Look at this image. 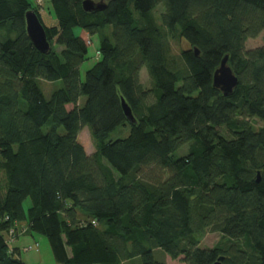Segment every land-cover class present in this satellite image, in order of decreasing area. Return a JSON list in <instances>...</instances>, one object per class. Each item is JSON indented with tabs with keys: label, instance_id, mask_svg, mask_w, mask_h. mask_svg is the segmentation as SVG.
I'll use <instances>...</instances> for the list:
<instances>
[{
	"label": "trees",
	"instance_id": "trees-1",
	"mask_svg": "<svg viewBox=\"0 0 264 264\" xmlns=\"http://www.w3.org/2000/svg\"><path fill=\"white\" fill-rule=\"evenodd\" d=\"M84 1L0 0V264H24L6 244L21 224L48 239L57 264H164L156 252L264 264V46L246 49L264 33V0H115L94 13ZM31 10L48 54L26 32ZM75 28L102 33L84 79L92 42ZM176 36L190 48L169 68L164 38ZM226 56L239 79L229 97L213 87ZM41 80L62 88L47 98ZM120 126L129 136L107 142ZM85 127L92 156L79 141ZM207 231L224 243L202 248Z\"/></svg>",
	"mask_w": 264,
	"mask_h": 264
},
{
	"label": "rangeland",
	"instance_id": "rangeland-1",
	"mask_svg": "<svg viewBox=\"0 0 264 264\" xmlns=\"http://www.w3.org/2000/svg\"><path fill=\"white\" fill-rule=\"evenodd\" d=\"M98 1V0H97ZM30 2L33 5H42L46 8L51 7V0H30ZM40 7V6H39ZM165 8L163 5L159 6L156 10L153 11V17L155 21L157 22V25L160 26L161 24V14L164 12ZM75 34L79 37H82V39L87 43V46L89 45V41L91 40L92 45L88 46V53L85 62L81 66V75L82 78H85V73L94 67V65L98 62L99 57L97 56V51L100 48L101 39H102V33H98L96 35H89L85 31H83L81 28H75L74 30ZM112 32V28L109 27L107 30H105V33L110 34ZM4 38V34L0 33V39ZM165 43V52H166V61L169 68H173L175 66H178L177 60L179 59V56L181 55L182 50H187L190 48L189 43L186 40H180L178 36L174 38H164ZM264 46V33H262L258 38L256 39H250L246 43V49L252 50L256 49L258 47ZM58 51L61 50V48H57ZM140 78L143 83V85L147 88H151L152 84L149 78V74L146 68H144L140 73ZM180 85V83L178 84ZM40 87L42 88L43 92L45 93L47 98H50L51 94L59 89L62 88V82H47V81H40ZM85 98L82 99V102L84 103ZM72 106H69V109ZM253 124L256 129H259L262 127V122L255 119L253 121ZM49 130L48 126H45L43 128L44 132H47ZM59 134L63 135L65 134V130L63 128L59 129ZM130 134V127L129 126H120L117 129H115L112 133H110L107 137V142L109 141H115L118 139H125ZM79 141L84 146L86 152L88 155H93L95 152V143L94 139L91 135V131L89 127H85L82 132L79 135ZM187 152V146L183 147L179 151L175 153L176 157H180ZM25 208L28 209V207L31 205V201L27 200L25 202ZM25 227V228H24ZM28 227L24 226L23 224L19 225V228L17 229V239L12 244L13 249H18L19 254L17 255V258H19L24 264H57L55 261V258L53 256V252L50 246V243L48 239L45 236L41 235H32L28 232ZM28 232L27 234H24ZM23 234V235H22ZM224 243V240L222 239V236L219 233H214L207 231L205 235L201 238V247L202 248H214L217 245H220ZM245 244V242H242ZM38 244V250H32L25 252V247H35V245ZM10 250V248H9ZM156 258L164 264H184L182 262V258H179L178 260H172L169 256H166L164 253L156 252Z\"/></svg>",
	"mask_w": 264,
	"mask_h": 264
},
{
	"label": "water",
	"instance_id": "water-1",
	"mask_svg": "<svg viewBox=\"0 0 264 264\" xmlns=\"http://www.w3.org/2000/svg\"><path fill=\"white\" fill-rule=\"evenodd\" d=\"M111 1L115 0H85L82 3V8L87 13L101 12L106 9L107 3ZM26 32L39 52L42 54H48L50 52L51 45L48 41L46 31L38 16L32 10L26 13ZM195 53L196 55H199V51L197 49H195ZM228 60L229 57L226 56L213 75V87L218 89L225 97L231 96L239 84L238 76L228 65ZM121 103L126 118L131 123H136L137 120L133 111L124 98H122ZM222 260L223 258H220L214 264H222Z\"/></svg>",
	"mask_w": 264,
	"mask_h": 264
},
{
	"label": "built area",
	"instance_id": "built-area-1",
	"mask_svg": "<svg viewBox=\"0 0 264 264\" xmlns=\"http://www.w3.org/2000/svg\"><path fill=\"white\" fill-rule=\"evenodd\" d=\"M89 44H91L89 42ZM17 238V230L16 229H11L8 234H7V237H6V244L8 245V247L10 248V250H13L12 249V244L15 242ZM38 244L35 245V247H25L24 248V251L25 252H28V251H32V250H38Z\"/></svg>",
	"mask_w": 264,
	"mask_h": 264
},
{
	"label": "crops",
	"instance_id": "crops-1",
	"mask_svg": "<svg viewBox=\"0 0 264 264\" xmlns=\"http://www.w3.org/2000/svg\"><path fill=\"white\" fill-rule=\"evenodd\" d=\"M82 38V37H81ZM28 232L24 233V234H27ZM23 235V234H22Z\"/></svg>",
	"mask_w": 264,
	"mask_h": 264
}]
</instances>
